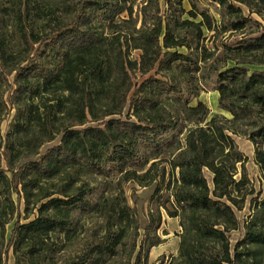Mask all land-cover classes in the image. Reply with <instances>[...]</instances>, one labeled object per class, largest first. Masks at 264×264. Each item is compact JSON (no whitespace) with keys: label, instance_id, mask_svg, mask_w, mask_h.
<instances>
[{"label":"trees","instance_id":"1","mask_svg":"<svg viewBox=\"0 0 264 264\" xmlns=\"http://www.w3.org/2000/svg\"><path fill=\"white\" fill-rule=\"evenodd\" d=\"M188 1L186 11L183 0H0V125L11 122L0 128V264L10 249L14 264H40L52 236L72 238L74 214L92 207L84 177L93 173L113 176L120 189L153 186L155 205L140 226L120 190L108 208L118 233L75 264H103L140 227L133 264H147L163 241L162 211L180 231L177 253L159 264H264V26L244 16L264 19V0H209L218 18ZM252 21L260 32L226 52L204 43L205 33L244 34ZM221 60L234 64L221 71ZM212 76L230 117L198 99ZM230 134L251 142L260 190ZM248 197L241 224L235 210ZM21 202L23 218L35 216L26 223ZM241 229L231 246L228 234Z\"/></svg>","mask_w":264,"mask_h":264},{"label":"rangeland","instance_id":"2","mask_svg":"<svg viewBox=\"0 0 264 264\" xmlns=\"http://www.w3.org/2000/svg\"><path fill=\"white\" fill-rule=\"evenodd\" d=\"M188 1V0H187ZM184 1L183 7L187 11L190 9V3ZM189 3V4H187ZM200 8H208L210 13L218 18V14L215 12L216 5L209 0H199L197 4ZM124 16V15H122ZM244 16L257 21L262 26H264V19L256 15L255 13H249L247 10L244 11ZM186 18V15L183 16ZM260 32V28L253 23H248L244 34L240 32H225L221 33L216 38H211L208 40V36L211 34L205 33L207 39L205 40V45L209 49H216V55L223 51L224 46L234 47L241 40H249L257 35L256 32ZM180 52L186 53L187 51L182 48ZM139 52H133L132 56L137 58ZM222 57V56H221ZM234 63L231 61L221 60L216 64V67L223 71L224 69L231 67ZM210 64L208 63L205 67V72L209 71ZM249 73L261 70V66L249 65ZM145 77H138L135 82L142 81ZM217 85V80L215 76L204 83L205 90L200 94L199 100L204 102L210 110V114H221L225 117H230L229 113L221 110L217 103V92L214 90ZM196 100L191 101V105H194ZM10 119L4 120L0 128L2 133L7 132L10 129ZM231 135V134H230ZM236 143L238 149L247 157V162L245 164L248 177L254 183L256 191L260 190V173L258 166L253 161V146L251 142L240 136L231 135ZM60 141V136H57L53 141L45 143L40 148V153H44L47 149L55 146ZM24 162V161H23ZM204 176L209 182L210 186L211 175L206 170L203 171ZM85 180L92 187V192L89 195L92 207L89 212L80 213L76 212L72 218V223L70 229L73 231L72 238H64L63 234H56L52 236L47 246L42 251V257L40 264H75L79 258L82 257L83 253L93 244L99 242H106L107 237L115 235L118 233L120 225L115 218H112L109 207L116 200L117 197H121L120 190L123 192V196L126 200L127 205L131 209L132 215L135 216V220L138 225L142 226L146 223L147 214L150 208H154L155 201L152 198L153 186L142 187L135 182H127L117 186L116 179L108 174L99 175L93 173L88 177H84ZM238 178V176H237ZM264 196V194H262ZM261 196V197H262ZM15 200V195L12 196ZM251 197L247 198L245 207L242 211L235 210L236 217L242 224L245 217L250 213L249 211V200ZM23 205L20 204V222L26 223L33 219L35 216H31L29 220L23 218ZM162 223L157 231L159 237L163 240L159 245L152 247L148 253L147 264H159L160 259L166 263L171 256L177 253V246L179 238L176 235L180 231L178 220L174 218H169L162 211ZM14 224V219L6 225L5 238L8 239L10 236L11 229ZM138 230V233L134 229L127 232L126 236L122 239V242L117 247V255L104 260L103 264H133L135 255L139 250V245L143 236V231ZM166 231L167 234L163 235L162 231ZM243 229L240 231H232L228 234L231 246L234 245L236 240L241 236ZM139 234V236L137 235ZM8 264H14V257L11 249L8 251L6 256ZM164 263V264H165Z\"/></svg>","mask_w":264,"mask_h":264},{"label":"crops","instance_id":"3","mask_svg":"<svg viewBox=\"0 0 264 264\" xmlns=\"http://www.w3.org/2000/svg\"><path fill=\"white\" fill-rule=\"evenodd\" d=\"M184 1H185V0H183L182 4H184ZM186 1H187V0H186ZM187 2H188V1H187ZM187 4H189V3H187Z\"/></svg>","mask_w":264,"mask_h":264}]
</instances>
